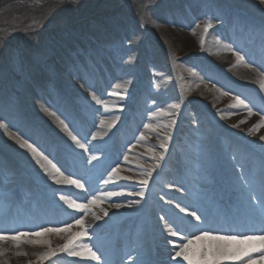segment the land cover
Here are the masks:
<instances>
[{
    "label": "rangeland",
    "instance_id": "374dc122",
    "mask_svg": "<svg viewBox=\"0 0 264 264\" xmlns=\"http://www.w3.org/2000/svg\"><path fill=\"white\" fill-rule=\"evenodd\" d=\"M234 14L254 25L255 31L251 27L245 30L242 23L238 25ZM218 15H223V24L213 19V28L205 32L208 18ZM261 24H264V4L260 0L1 3L0 119L9 127L8 134L0 129V230L12 234L15 230L34 231L41 225L62 227L64 223H72L74 210L58 202V197L53 195L55 188L77 202H86L80 190L46 182L31 154L12 138L35 140L44 151L52 135L55 144L63 148L57 159L66 163V157L72 159L71 141L61 131L59 121L68 117L65 123L72 121L69 128H75L81 136L88 134L89 140L92 132L101 133L93 141V147L98 150L95 154L101 155L102 160L89 174L92 189L97 193L123 189L126 193L107 198L102 205L90 206L87 213L80 214L84 216L89 237L78 243H88L94 245V250L105 252L117 248L121 241L119 249L126 259V253L136 246L135 237L142 234L148 242L151 227L154 245L162 249L158 250L156 259L153 255L152 258L157 264L160 260L167 261L166 253L163 255V235L157 225L158 215L175 213L172 205L159 199L164 196L176 202V190L167 185L178 184L182 177L190 190L188 202L192 203L199 187L195 178L202 167H211L218 179L229 181L234 175L233 156L256 173L264 161V141L259 140L264 128L254 129V125L264 120L261 111L264 91L259 89V81L264 79ZM240 50L248 56L238 63L235 51ZM88 63L95 73L86 69ZM81 68L85 72L83 79ZM128 81L132 83L127 90L115 88L116 84L124 85ZM41 88L49 96H43ZM92 92L101 104L91 99ZM237 95L250 107L254 106L251 114L235 104ZM176 104L181 107H174ZM42 106L48 111H43ZM117 106H123V110ZM79 110L82 115L76 116ZM117 117V124L109 129L108 125ZM102 119L104 124L100 123ZM193 120L199 121L198 129ZM146 123L152 127L144 128ZM161 144H167L168 150L162 149ZM117 164L120 175L116 185L100 183L98 178L102 173L106 176L105 169L111 171ZM153 169V176L147 177V171ZM145 178L149 179V185L141 205L116 209V203L126 205L138 198L134 195L141 189L137 181ZM17 192L22 198L15 195ZM39 196L42 201L49 198L53 206L46 210L37 205L29 213V202L36 198L39 201ZM16 208L20 217L15 215ZM105 209L109 213L106 217ZM96 215L101 219L96 220ZM89 216L94 217V222ZM79 230L73 224L70 232ZM68 235L48 233L39 238L48 243L38 244L29 243L31 237L19 243L0 241V264H49V261L97 264L64 253H58V259H40L49 248L63 245ZM116 264H121V260Z\"/></svg>",
    "mask_w": 264,
    "mask_h": 264
},
{
    "label": "snow or ice",
    "instance_id": "6c2138e0",
    "mask_svg": "<svg viewBox=\"0 0 264 264\" xmlns=\"http://www.w3.org/2000/svg\"><path fill=\"white\" fill-rule=\"evenodd\" d=\"M260 2L264 4V0H260ZM233 18L238 25L242 23L245 30L251 27L253 32L255 31V26L249 25L238 14H234ZM213 19L218 20L221 24L224 22L223 15L209 17L208 23L204 26L205 32L213 28L211 23ZM259 37L261 50L264 53V24L259 26ZM201 43L203 44L204 41L202 40ZM128 44L131 45L130 40ZM242 52L243 50L235 51L238 63L244 62L248 56L247 52H243V54ZM131 83L128 81L124 85L116 84L115 88L124 87L127 90ZM259 89L264 91V79L259 81ZM91 99L96 104L102 103L95 92L91 93ZM152 103L156 105L157 102L153 100ZM235 104L246 108L249 114L253 111L254 106L250 107L239 95L235 97ZM104 107L107 109L108 106L104 105ZM117 107L121 111L123 110V106ZM174 107L180 108L181 106L176 104ZM42 110L48 111V108L42 106ZM65 119L60 120L59 123L61 131L71 141L69 147L72 148L70 153L72 161L70 164L61 163L51 153L46 155L45 151L35 143L29 142V139L12 138L21 148L27 149L31 154L32 160L43 173V179L46 182L51 181L56 186H71L72 191L80 190L86 202H77V199H71L68 195L63 194L60 188H55L53 195L58 197V202L66 205L67 209L74 210L71 214L72 223H64L62 227L41 225L34 231L15 230L12 234L0 230V241L12 240L19 243L23 238L31 237L28 240L29 243H48L39 238L48 233H69L63 245L58 249L49 248L47 252L41 254L40 259H58V253H64L69 257L88 258L96 261L97 264H110V261L105 259L104 252L98 248L94 250V245L78 243L82 238L89 237L84 216L80 214L87 213L90 206L102 205L107 198L124 196L126 193L123 189L120 192L99 193L92 189L89 174L102 160L101 155L95 154L98 150L93 147V141H96L101 133L92 132L89 140L88 134L81 136L75 128L70 129L69 124L72 121L69 120L68 123H65ZM118 119L117 117L108 125L109 129L117 124ZM241 122L243 123V121ZM100 123L104 124L105 121L102 119ZM193 125L198 129L199 121L193 120ZM8 127L9 125L0 119V129H4L6 134H8ZM143 127L151 128L152 125L146 123ZM259 128H264V120L254 125V129ZM140 135L143 136V133L141 132ZM168 139L172 140L173 138L169 137ZM259 140L264 141V135L259 136ZM160 147L168 150L167 144H161ZM75 149L81 151L77 153ZM232 160L235 161L232 165L234 175L228 182H225L222 177L218 179L211 167H202L201 173L195 178V183L199 187L196 189V196L192 203H184L183 200L181 202L170 201L166 200L164 196L159 198L164 203L172 205L175 210L174 215H169L161 209L163 214L157 216V225L168 248L167 261L160 262V264H260V262H264V161L261 163L259 172L256 173L240 164L236 156H233ZM105 172L106 176L102 173L98 178L99 182L103 185L112 184L115 186L120 175L119 164L112 167L111 171L105 169ZM153 172L154 169L148 170L147 177H152ZM123 179L131 180L132 177ZM137 183L141 185L140 191L134 194L138 198L126 205L116 203L114 205L116 209L141 205V200L145 199V188L149 185V179H141ZM167 187L184 194L185 199L190 195L189 188L183 182L179 184L170 182ZM127 195L133 194L127 193ZM103 215L105 217L109 215L106 209L103 211ZM95 218L96 220L101 219L99 215H96ZM73 224L78 225L80 230L71 233L70 229ZM152 255L151 249L145 245L141 234L137 236L136 246L131 247L126 253V259H121V264H157Z\"/></svg>",
    "mask_w": 264,
    "mask_h": 264
},
{
    "label": "bare ground",
    "instance_id": "6f19581e",
    "mask_svg": "<svg viewBox=\"0 0 264 264\" xmlns=\"http://www.w3.org/2000/svg\"><path fill=\"white\" fill-rule=\"evenodd\" d=\"M73 81L75 82V80L73 79ZM45 96H48V94H45ZM257 118V116H255V119ZM245 128V127H244ZM243 129V128H242ZM108 209L111 211L112 210V207H108ZM94 217H92V216H89L88 217V219L91 221V222H94V219H93ZM168 248L166 247L165 248V250L163 251V253L165 254L166 253V250H167ZM110 262H111V259H110Z\"/></svg>",
    "mask_w": 264,
    "mask_h": 264
},
{
    "label": "water",
    "instance_id": "95a60500",
    "mask_svg": "<svg viewBox=\"0 0 264 264\" xmlns=\"http://www.w3.org/2000/svg\"><path fill=\"white\" fill-rule=\"evenodd\" d=\"M8 1H11V0H3L2 2L5 3V2H8Z\"/></svg>",
    "mask_w": 264,
    "mask_h": 264
}]
</instances>
